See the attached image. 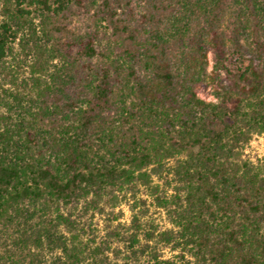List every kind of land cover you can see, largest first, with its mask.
<instances>
[{"label": "trees", "instance_id": "obj_1", "mask_svg": "<svg viewBox=\"0 0 264 264\" xmlns=\"http://www.w3.org/2000/svg\"><path fill=\"white\" fill-rule=\"evenodd\" d=\"M14 2L0 63L25 4L61 69L27 118L0 96V264H264V0Z\"/></svg>", "mask_w": 264, "mask_h": 264}, {"label": "rangeland", "instance_id": "obj_2", "mask_svg": "<svg viewBox=\"0 0 264 264\" xmlns=\"http://www.w3.org/2000/svg\"><path fill=\"white\" fill-rule=\"evenodd\" d=\"M10 5V9L15 7L14 0H0V24L8 20V15L4 13L3 4ZM30 14L23 16V19H12L11 26L15 32V38L10 42L3 61L0 63L4 67V71L10 72L6 77L0 74V85L3 89L10 93V96H4L0 91V96L6 98V104H10V116L12 120L18 121L20 116L27 118L25 110L29 109L35 98V90L31 87L33 77L41 75L43 80L50 81L53 74L61 69V60L58 57H50V42L46 41L41 32L40 12L34 7H27ZM41 55H43L41 57ZM40 57V58H39ZM36 63L40 64L43 71L38 73ZM204 99H211L210 93L199 94ZM6 108L0 105V114L6 113ZM30 110V109H29ZM241 159L247 160L251 164L264 163V134L253 135L243 148ZM169 165H173L172 159H167ZM146 200L148 207L149 220L153 222L158 229L169 227V223L162 210L156 209L150 205L149 199L145 194L140 195ZM131 200L123 201L116 205L113 209L117 222L127 224L131 218ZM97 218V217H95ZM94 218V219H95ZM98 228H102L104 222L101 218L95 219ZM116 224V223H114ZM165 257H171L172 254L165 252Z\"/></svg>", "mask_w": 264, "mask_h": 264}]
</instances>
